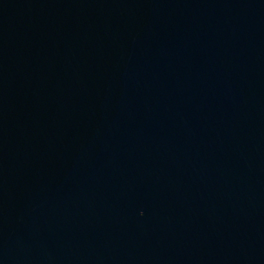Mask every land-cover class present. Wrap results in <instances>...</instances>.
I'll use <instances>...</instances> for the list:
<instances>
[{"label":"water","instance_id":"obj_1","mask_svg":"<svg viewBox=\"0 0 264 264\" xmlns=\"http://www.w3.org/2000/svg\"><path fill=\"white\" fill-rule=\"evenodd\" d=\"M0 264H264V0H0Z\"/></svg>","mask_w":264,"mask_h":264}]
</instances>
